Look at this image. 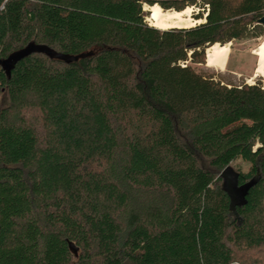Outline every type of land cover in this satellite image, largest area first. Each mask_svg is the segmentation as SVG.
I'll return each mask as SVG.
<instances>
[{
  "label": "trees",
  "instance_id": "trees-1",
  "mask_svg": "<svg viewBox=\"0 0 264 264\" xmlns=\"http://www.w3.org/2000/svg\"><path fill=\"white\" fill-rule=\"evenodd\" d=\"M205 1L160 31L136 0H0V264H264V88L194 68L264 0Z\"/></svg>",
  "mask_w": 264,
  "mask_h": 264
},
{
  "label": "rangeland",
  "instance_id": "rangeland-1",
  "mask_svg": "<svg viewBox=\"0 0 264 264\" xmlns=\"http://www.w3.org/2000/svg\"><path fill=\"white\" fill-rule=\"evenodd\" d=\"M262 26V36L247 37L238 41L228 42L229 56L224 70L219 71L217 69L207 68L205 64L195 66V70L200 73L212 75L215 80H219L227 86L260 83L264 88V79L261 76H255L257 57L254 55L257 47L264 42V24ZM233 168L246 173L249 165L242 161H237L233 164ZM72 251L75 252L73 248Z\"/></svg>",
  "mask_w": 264,
  "mask_h": 264
},
{
  "label": "bare ground",
  "instance_id": "bare-ground-1",
  "mask_svg": "<svg viewBox=\"0 0 264 264\" xmlns=\"http://www.w3.org/2000/svg\"><path fill=\"white\" fill-rule=\"evenodd\" d=\"M189 9L180 12L162 11L159 6H151L146 21L148 25L160 31L170 29H189L195 27L199 21H194L189 16ZM257 57L255 76L264 79V42L254 51ZM229 56V45L214 44L205 51V67L224 70Z\"/></svg>",
  "mask_w": 264,
  "mask_h": 264
},
{
  "label": "water",
  "instance_id": "water-1",
  "mask_svg": "<svg viewBox=\"0 0 264 264\" xmlns=\"http://www.w3.org/2000/svg\"><path fill=\"white\" fill-rule=\"evenodd\" d=\"M258 24H264V18H262ZM30 52V49H26L23 52L10 56L4 64L6 66L11 65L14 61L20 59L24 55ZM220 178L223 180V188L230 198V210L235 214V207H239L243 204L244 196L248 191L250 184L239 188L238 187V176L230 168H226L220 174Z\"/></svg>",
  "mask_w": 264,
  "mask_h": 264
},
{
  "label": "built area",
  "instance_id": "built-area-1",
  "mask_svg": "<svg viewBox=\"0 0 264 264\" xmlns=\"http://www.w3.org/2000/svg\"><path fill=\"white\" fill-rule=\"evenodd\" d=\"M141 7L142 12L145 14V22L148 25V22L146 21L147 15L149 14V9L151 6H159L161 10H163L160 6L161 3L166 2H185L186 6L185 8L189 9V16L194 21H199L196 26L200 24H204L206 22L207 16L210 12V5L205 0H136ZM163 11H174L173 9H167ZM149 26V25H148Z\"/></svg>",
  "mask_w": 264,
  "mask_h": 264
}]
</instances>
